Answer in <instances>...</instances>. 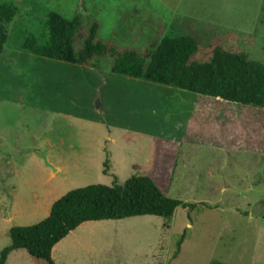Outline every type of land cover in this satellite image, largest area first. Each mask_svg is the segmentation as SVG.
I'll use <instances>...</instances> for the list:
<instances>
[{
	"label": "rangeland",
	"instance_id": "374dc122",
	"mask_svg": "<svg viewBox=\"0 0 264 264\" xmlns=\"http://www.w3.org/2000/svg\"><path fill=\"white\" fill-rule=\"evenodd\" d=\"M2 4L16 6L17 15L0 23L6 39L0 63V253L11 243V228L45 220L52 203L69 191L122 186L136 176L150 178L165 196L194 207H178L172 219L141 216L85 225L56 246V264H264V109L236 105L232 126L221 125L237 146L231 141L225 147L185 131L192 96L186 102L177 91L143 79L21 50L30 37L45 42L47 15L55 12L67 20L77 14L85 23L96 19L99 38L120 49H146L158 34L195 35L201 40L198 61L209 62L221 46L264 64V0ZM98 90L102 114L94 106ZM225 115L220 119H228ZM125 127L175 144L173 173H168L173 156L166 155L164 142L128 137ZM40 151H47L56 172L44 166ZM6 264L33 263L19 250Z\"/></svg>",
	"mask_w": 264,
	"mask_h": 264
},
{
	"label": "trees",
	"instance_id": "16d2710c",
	"mask_svg": "<svg viewBox=\"0 0 264 264\" xmlns=\"http://www.w3.org/2000/svg\"><path fill=\"white\" fill-rule=\"evenodd\" d=\"M16 15V6L0 5V23L13 22ZM100 25L96 19L85 23L81 14L67 20L50 12L44 25L45 42L40 44L30 37L21 50L47 60L97 70L107 68L118 77L143 79L175 91L264 109V64L251 60L247 54L216 46L209 62L198 61L201 40L195 35L158 34L146 49H120L99 38ZM5 40L0 32V63ZM178 207L194 206L165 196L148 177L133 176L122 186L97 184L75 189L52 203L45 220L29 227L11 228V243L1 251L0 264H6L9 255L19 250H24L33 264H56V246L85 225L141 216L172 219ZM184 239L183 234L177 241L174 258Z\"/></svg>",
	"mask_w": 264,
	"mask_h": 264
},
{
	"label": "crops",
	"instance_id": "0c3cea01",
	"mask_svg": "<svg viewBox=\"0 0 264 264\" xmlns=\"http://www.w3.org/2000/svg\"><path fill=\"white\" fill-rule=\"evenodd\" d=\"M181 96H183L184 101H188L190 97H194L190 99V105L191 107L187 111L186 118L184 119V126H185V131L189 136H203L205 139L209 142H218L222 143L223 146L225 147H230V142L232 141L233 147L235 148L237 146V143H235L234 138H227V134L225 135L224 132V127L221 125H225L226 123H229V126H232L234 123V119L231 122V118L237 115V110L238 108L236 107V104L231 105L232 103H227L220 101L218 99H202V96L199 95H194L191 93L187 92H181L177 91ZM197 96V98H196ZM202 97V98H201ZM206 98V97H205ZM198 100V103H197ZM215 100H218L220 103L212 106V104L215 102ZM206 103L209 104L210 106H197L200 103ZM163 106L167 107L168 103L165 100H162ZM197 107H200L197 108ZM167 108H170L168 106ZM244 109V108H242ZM228 114V119H220L221 114ZM232 113V114H231ZM233 116V117H230ZM235 118V117H234ZM199 119V121H198ZM126 130H129L128 132L123 130L125 133H127V136L129 137L130 135H135L134 138H140V136H149L147 141H150L151 145H154L157 143V141H160L161 143H165L164 148L167 150L166 155L172 154L173 159H172V168L171 166L168 169V173H173L174 171V164L176 163L177 159V151L175 149V144L170 145L171 141L164 140L165 138L162 137H157L151 134H146L141 131L125 127ZM122 132V131H121ZM140 135V136H139ZM161 155H164L163 153ZM165 156V155H164ZM166 157V156H165ZM170 162V165H171ZM14 253V252H13ZM54 253V252H53ZM12 254V253H11ZM10 254V255H11ZM54 259V258H53Z\"/></svg>",
	"mask_w": 264,
	"mask_h": 264
},
{
	"label": "water",
	"instance_id": "95a60500",
	"mask_svg": "<svg viewBox=\"0 0 264 264\" xmlns=\"http://www.w3.org/2000/svg\"><path fill=\"white\" fill-rule=\"evenodd\" d=\"M99 93H100V90H98V96L94 102V106H95L96 113L102 114V103H101ZM37 156L39 159L43 161V164L46 168L50 169L53 172H56V168L48 160L47 151H40L37 153Z\"/></svg>",
	"mask_w": 264,
	"mask_h": 264
}]
</instances>
